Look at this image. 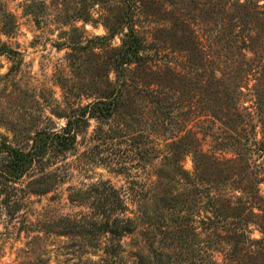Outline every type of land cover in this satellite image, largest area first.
<instances>
[{"label":"rangeland","instance_id":"rangeland-1","mask_svg":"<svg viewBox=\"0 0 264 264\" xmlns=\"http://www.w3.org/2000/svg\"><path fill=\"white\" fill-rule=\"evenodd\" d=\"M244 2L0 0V264H264V0Z\"/></svg>","mask_w":264,"mask_h":264},{"label":"trees","instance_id":"trees-1","mask_svg":"<svg viewBox=\"0 0 264 264\" xmlns=\"http://www.w3.org/2000/svg\"><path fill=\"white\" fill-rule=\"evenodd\" d=\"M249 3V0H245L243 5H239V8H246ZM264 7V6H263ZM220 29H225L223 24L219 25ZM219 34V33H217ZM196 43L195 48L196 50ZM143 50L142 47V41L140 38L136 35V32L133 28L130 27L129 35L127 36L126 41L123 42L122 48L119 50V56L115 58V69H117L119 72L122 70V67L127 61H130L131 59H138L140 52ZM197 53L200 54V51L197 50ZM114 95V98L111 97V99L107 100H99L96 103H93L91 105H88L85 109V112L90 110L89 114L91 116H95L96 110L97 112H100L101 116H106L111 109L113 110L114 107H116L117 104V98L115 93H112ZM110 98V97H109ZM99 110V111H98ZM72 124L70 121L67 122L66 126L62 129L61 134H55V139H50L51 144H55L60 150H70L75 142V136L72 135ZM48 139V138H47ZM41 140V139H40ZM40 145L34 149V151H28L23 152L21 150H13L11 161L9 163L10 168V179H5L7 182H10V180H18L23 177L25 173H27L34 163L40 162L42 158L46 155L47 151L49 150L48 145L42 143L40 141ZM39 148V149H38ZM35 183V182H34ZM47 188L38 189L37 192L45 193L47 192ZM20 191H23L21 189ZM125 206L120 203L116 207V212H119L120 214H124ZM145 213V212H143ZM137 224V218L135 215L132 217H115L111 223L109 221L101 223L100 229H102L103 232H107L114 237H121L124 233H130L133 230H135V226Z\"/></svg>","mask_w":264,"mask_h":264}]
</instances>
